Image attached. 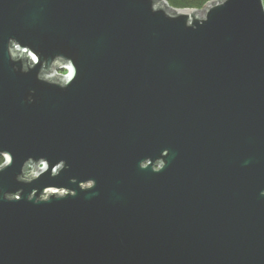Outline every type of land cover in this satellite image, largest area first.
I'll return each mask as SVG.
<instances>
[{
  "label": "water",
  "instance_id": "95a60500",
  "mask_svg": "<svg viewBox=\"0 0 264 264\" xmlns=\"http://www.w3.org/2000/svg\"><path fill=\"white\" fill-rule=\"evenodd\" d=\"M0 158V264H264L263 0H0Z\"/></svg>",
  "mask_w": 264,
  "mask_h": 264
},
{
  "label": "trees",
  "instance_id": "16d2710c",
  "mask_svg": "<svg viewBox=\"0 0 264 264\" xmlns=\"http://www.w3.org/2000/svg\"><path fill=\"white\" fill-rule=\"evenodd\" d=\"M169 7L176 10H202L208 3L216 0H164ZM264 2V0H263ZM3 159L0 158V165Z\"/></svg>",
  "mask_w": 264,
  "mask_h": 264
},
{
  "label": "rangeland",
  "instance_id": "374dc122",
  "mask_svg": "<svg viewBox=\"0 0 264 264\" xmlns=\"http://www.w3.org/2000/svg\"><path fill=\"white\" fill-rule=\"evenodd\" d=\"M67 74V70L64 71H58L57 75H61V76H65ZM42 166V165H41ZM41 166H39V168H41Z\"/></svg>",
  "mask_w": 264,
  "mask_h": 264
},
{
  "label": "flooded vegetation",
  "instance_id": "af4514ba",
  "mask_svg": "<svg viewBox=\"0 0 264 264\" xmlns=\"http://www.w3.org/2000/svg\"><path fill=\"white\" fill-rule=\"evenodd\" d=\"M3 159V163L0 165V167L5 163V160H4V158H2Z\"/></svg>",
  "mask_w": 264,
  "mask_h": 264
}]
</instances>
